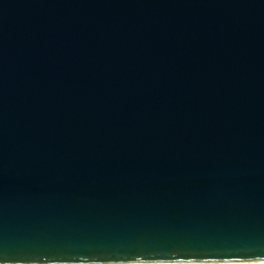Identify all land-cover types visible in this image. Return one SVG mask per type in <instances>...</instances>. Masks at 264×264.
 <instances>
[{
	"label": "water",
	"instance_id": "1",
	"mask_svg": "<svg viewBox=\"0 0 264 264\" xmlns=\"http://www.w3.org/2000/svg\"><path fill=\"white\" fill-rule=\"evenodd\" d=\"M0 264H264V0H0Z\"/></svg>",
	"mask_w": 264,
	"mask_h": 264
}]
</instances>
